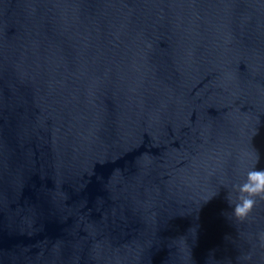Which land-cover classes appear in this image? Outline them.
Instances as JSON below:
<instances>
[{"label":"water","instance_id":"1","mask_svg":"<svg viewBox=\"0 0 264 264\" xmlns=\"http://www.w3.org/2000/svg\"><path fill=\"white\" fill-rule=\"evenodd\" d=\"M253 166L264 0H0V264H264Z\"/></svg>","mask_w":264,"mask_h":264},{"label":"clouds","instance_id":"2","mask_svg":"<svg viewBox=\"0 0 264 264\" xmlns=\"http://www.w3.org/2000/svg\"><path fill=\"white\" fill-rule=\"evenodd\" d=\"M256 163H259L257 156ZM235 199L229 196L228 202L232 206V216L237 220H247L257 204L264 201V168L255 166L249 168L242 183L233 185ZM261 246H264V232L260 234Z\"/></svg>","mask_w":264,"mask_h":264}]
</instances>
